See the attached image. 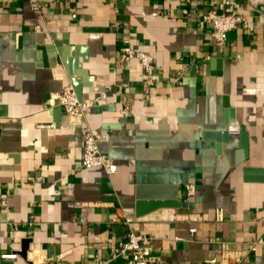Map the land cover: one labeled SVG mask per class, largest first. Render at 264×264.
Wrapping results in <instances>:
<instances>
[{
	"label": "crops",
	"instance_id": "obj_1",
	"mask_svg": "<svg viewBox=\"0 0 264 264\" xmlns=\"http://www.w3.org/2000/svg\"><path fill=\"white\" fill-rule=\"evenodd\" d=\"M38 1L0 0V254L35 259L0 264H125L129 230L156 264H264V0L222 45L221 0ZM68 85L83 116L56 112ZM87 127L116 172L82 167Z\"/></svg>",
	"mask_w": 264,
	"mask_h": 264
},
{
	"label": "built area",
	"instance_id": "obj_2",
	"mask_svg": "<svg viewBox=\"0 0 264 264\" xmlns=\"http://www.w3.org/2000/svg\"><path fill=\"white\" fill-rule=\"evenodd\" d=\"M39 7L38 0H30ZM220 8H213L202 14V19L208 23L211 28V34L217 44H224L230 32L243 28L253 31L248 18L239 12L241 3L239 0H221ZM121 59L124 61L137 59L144 70V81L152 85L155 81L154 58L141 49L125 46L122 48ZM177 82V80H176ZM182 84V80H178ZM54 103L60 107L67 115L80 117L85 114L88 103L78 97L75 89L68 85L61 91L54 94ZM105 135L93 132L90 128L84 130V144L81 165L83 168L103 167L108 174L116 172L117 165L114 160L100 149V141ZM188 190L193 193L194 186L189 185ZM219 216L221 210H219ZM150 237L135 233L129 230L124 238L119 242L117 248L112 252L111 259H124L125 264H156L157 259L153 255L150 245ZM18 253L0 254V259L14 258ZM238 261L235 262L237 264ZM36 264V263H35ZM54 264H63L60 258H57ZM214 264H228L225 262L224 253L221 259Z\"/></svg>",
	"mask_w": 264,
	"mask_h": 264
},
{
	"label": "water",
	"instance_id": "obj_3",
	"mask_svg": "<svg viewBox=\"0 0 264 264\" xmlns=\"http://www.w3.org/2000/svg\"><path fill=\"white\" fill-rule=\"evenodd\" d=\"M77 94H78V97L81 98V92L78 90L77 91ZM61 108H58L56 112H58V110H60ZM247 147H248V136H247V133L244 131L243 132V135H242V139H241V148L246 152L247 151ZM172 198L176 199V203L174 202H170V203H167V204H179V201L178 200H181L180 197L178 195H175L172 196ZM28 242L29 240H25L23 243V246L21 248L20 251H18V254L20 256H22L23 258H28V259H33V257H31L30 253H29V250L30 248L28 247ZM35 260V259H33Z\"/></svg>",
	"mask_w": 264,
	"mask_h": 264
}]
</instances>
